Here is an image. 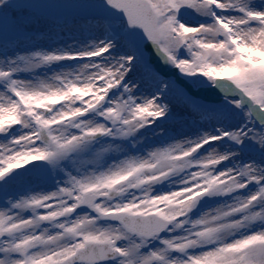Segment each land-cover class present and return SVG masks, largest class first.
Here are the masks:
<instances>
[{
  "label": "snow or ice",
  "instance_id": "6c2138e0",
  "mask_svg": "<svg viewBox=\"0 0 264 264\" xmlns=\"http://www.w3.org/2000/svg\"><path fill=\"white\" fill-rule=\"evenodd\" d=\"M0 264H264V0H0Z\"/></svg>",
  "mask_w": 264,
  "mask_h": 264
}]
</instances>
